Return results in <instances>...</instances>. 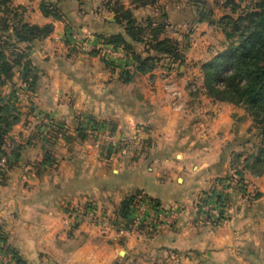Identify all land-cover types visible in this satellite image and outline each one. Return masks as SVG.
Returning a JSON list of instances; mask_svg holds the SVG:
<instances>
[{"label":"crops","instance_id":"1","mask_svg":"<svg viewBox=\"0 0 264 264\" xmlns=\"http://www.w3.org/2000/svg\"><path fill=\"white\" fill-rule=\"evenodd\" d=\"M16 1L25 22L52 24L53 31L32 46L38 80L11 132L18 151L0 183V242L6 249L26 264H264V172L247 168L260 131L244 108L208 97L201 76L200 93L184 95L185 111L171 107L165 90V70L170 77L178 71L181 88L186 86L198 60H212L225 39L201 50L184 45L185 38L207 37L210 25L197 20L184 35L189 21L179 16L181 29L170 35L166 28L162 38L179 42L185 64L164 58L151 72L135 65L124 74L98 52L73 46L67 31L97 38L121 34L146 57L145 45L127 34L116 13L123 8L139 21H159L163 14L170 20L166 0L160 8L138 7L135 0ZM194 53L202 56L189 66ZM41 116L63 124L64 138L48 141ZM92 122L122 144L115 153L85 133ZM228 178L240 181L244 191L229 188L223 221L215 222L200 201L218 179ZM140 192L180 208V218L153 236L73 224V209L82 203L118 214L123 201Z\"/></svg>","mask_w":264,"mask_h":264},{"label":"trees","instance_id":"2","mask_svg":"<svg viewBox=\"0 0 264 264\" xmlns=\"http://www.w3.org/2000/svg\"><path fill=\"white\" fill-rule=\"evenodd\" d=\"M8 1L0 0V11ZM135 3L138 7H146L155 5L157 0H135ZM225 6L231 7V12L237 14L236 17L226 15L219 21L225 25L224 34L230 42L224 44V50L212 60L201 64L204 77L202 88L212 100L240 106L251 116L260 131L262 143L252 161L247 162V168L260 175L264 172V0H252L251 5L244 8L236 0H226ZM41 9L49 14L50 6L43 2ZM8 13L0 18V93L1 88L13 78L15 67L20 68L22 81L35 91L38 80L36 66L30 53L25 52L31 49V41L49 36L53 25L40 26L22 19L15 21L8 17ZM161 17L166 18V15ZM116 19L135 42L145 45L148 55L144 57L135 52L132 44L121 34L100 38L106 43L124 46L132 54L139 72H151L164 58L185 64L179 42L170 37L162 38L166 28L164 21L150 16L139 21L131 10L123 8L118 9ZM13 48L19 49L20 53L11 50ZM13 110L8 101L0 98V153L3 152L6 136L20 121V114H13ZM92 124L96 125L95 122ZM6 178L7 175L2 177ZM0 183L4 181L0 180ZM134 198L135 195L123 201L118 211L121 219L129 217Z\"/></svg>","mask_w":264,"mask_h":264},{"label":"built area","instance_id":"3","mask_svg":"<svg viewBox=\"0 0 264 264\" xmlns=\"http://www.w3.org/2000/svg\"><path fill=\"white\" fill-rule=\"evenodd\" d=\"M67 38L73 46L78 47L82 51L98 52L104 61L117 67L124 74L130 73L135 68L136 62L132 54L122 45L119 46L106 43L101 38L94 37L87 33H81L77 29L70 30L67 34ZM23 86L25 87V84H23ZM195 86L196 84L193 83L190 87L191 89H195ZM165 90L170 105L175 111L182 112L187 109L184 92L180 84L173 81L169 76L166 77ZM20 96L19 98L23 99L24 94H20ZM51 123H53V127ZM48 125L53 128V130L50 131L54 133L56 131L59 137L65 134V129L62 126L57 127V124L52 121H49ZM85 133L95 138L98 144L106 142L111 148L112 153H115L122 145L111 135L104 133L103 129L98 125H86ZM9 146L11 147L12 145L9 144ZM7 162L8 156L2 157L0 159V166H5ZM233 186H237L244 191L243 185L238 180L230 178L218 179L213 185L211 193L205 198H201L200 205L203 212L209 215L215 222L223 221L229 201L227 191ZM181 214L182 210L180 208L162 205L149 197L146 193L140 192L135 195L131 204L130 215L125 220L114 214H100L93 203H89L82 209L74 208L72 217L76 225L88 222L98 227L102 233H108L117 228L120 233L140 234L141 232H146L153 236L173 225L180 218ZM0 264L26 263L19 260L12 251L6 249L3 243L0 242Z\"/></svg>","mask_w":264,"mask_h":264},{"label":"rangeland","instance_id":"4","mask_svg":"<svg viewBox=\"0 0 264 264\" xmlns=\"http://www.w3.org/2000/svg\"><path fill=\"white\" fill-rule=\"evenodd\" d=\"M163 1H165V0H163ZM236 1L239 2L243 8L248 6V5H251V3H252V0H236ZM166 2L168 3V5L170 6V8L172 10L171 19L168 20V18L160 17L159 21H164V23L166 24V28H168V32H169L168 34L171 35V33L174 32L175 30L178 31V29H181L180 26H178L179 25L178 22L180 21V18L178 19L179 16H183V17L187 18L189 21L188 26L185 29L182 28V30H183L182 33H185L184 35H186V33H188V31L190 32L192 30V27H193V25H195V22L197 20H200V19L203 20L206 23L204 26H207V24L210 25V26H207L208 31L210 32L209 34H207L208 36L206 35L207 37L203 38L202 37L203 34H202L201 37H197V36L193 37L192 36L188 39L185 38L184 45H186V43H188V45L192 44L193 48L197 47V48H200V50H201V48L204 49L205 47H208V46L211 47L214 45H219V43L221 41V39L219 40V37H221L222 39L223 38L225 39L224 44H228L230 42V40H227V38L224 34L225 25H221L219 23V21H220V19H222L226 15H233L234 17H236L237 14H233L231 12V7L225 6L226 0H166ZM161 5H162V3L160 2V0H157V3L155 5H152V6L153 7L155 6L156 8H160ZM1 9H2V11H0V18L5 17L7 15L6 12L9 11L10 12V13H8L9 18L15 19V21H17L19 19H22L24 21L23 9H22L21 4H19L18 1L10 0V1H8L7 4L2 5ZM161 13L162 12L160 11L159 15H161ZM12 21H14V20H12ZM211 21H214V22L211 23ZM72 29H74V28L70 27V29L66 33V36H67L68 32ZM38 40H40V39H35V40L31 41L30 42L31 49L26 50V52H25V53H30V55H29L30 57H32V54H31L32 46ZM11 50L16 51V53H20L19 49L13 48ZM201 56H202V53H200V54L194 53L191 56H189L188 65L192 66L193 63L195 62V60L200 59ZM198 61L200 62L198 70L196 71V73L193 72L190 74L191 80L189 81V83L186 86L182 85L181 89L183 90L184 95L188 94L189 92L194 93V94H199L201 91V87L198 85V77L201 76L203 79H204V77H203V73L200 69L201 61L200 60H198ZM191 68L193 70V67H191ZM177 70H178V68H177ZM177 73H178V71H175L174 74L171 75V79L173 81H175L176 83L180 84V79H179V76L177 75ZM164 75L170 77L169 71L165 70ZM13 80H14V82H13ZM9 82H11L12 85L6 91L3 90V87L5 85L1 88L0 98L8 101L11 108L14 109L12 112L13 114H15V115L20 114V116H21L23 104L25 103V101H27L28 97L32 95L31 94L32 91L29 89L28 85L22 81L21 76H20V68L19 67H15L13 78L8 80V82L6 84H8ZM193 83L196 84L195 89H191V87H190L191 84H193ZM23 84H25V87L23 86ZM18 94H19V96H18ZM20 94H24L23 99L19 98V97H21ZM186 104H187V102H186ZM49 121L56 123L57 127L62 126L65 129V134L68 132V129L63 124H61L60 122L58 123L52 117L41 116L40 117V125H42L41 132L43 133V135L45 137H47L48 141H50V142H54L56 140L63 139L65 134L62 135V137H59L57 135L56 131H55V133L53 131H50V130H53L52 127L54 125H53V123H51L52 127H50L48 125ZM12 130L6 136L5 141L3 143L4 144L3 145V152L0 153V159L4 156H6V157L8 156V162L5 164V166H2V165L0 166V180L2 182L6 181V179H2V177L7 175V172L10 168V160H9L10 157L13 155L15 156V153L18 151L16 149L17 145L14 142L15 140L11 134ZM257 142H259L260 144L262 143L261 137H259V141L257 140ZM9 144L12 146L10 147ZM89 203H92V202L82 203L77 208L82 209L83 207H86ZM100 214H105V213L100 211ZM113 214H115V213L111 212V213H107L106 215H113ZM115 215L118 216L117 213ZM72 221H73V224H75V222H74L75 220L73 219ZM83 223H81V224H83ZM88 224H90V223H88Z\"/></svg>","mask_w":264,"mask_h":264}]
</instances>
